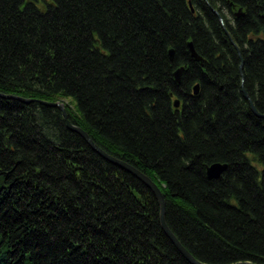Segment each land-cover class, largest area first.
I'll list each match as a JSON object with an SVG mask.
<instances>
[{"label":"trees","instance_id":"1","mask_svg":"<svg viewBox=\"0 0 264 264\" xmlns=\"http://www.w3.org/2000/svg\"><path fill=\"white\" fill-rule=\"evenodd\" d=\"M0 94V264H191L41 102L195 259L264 264V0H0Z\"/></svg>","mask_w":264,"mask_h":264},{"label":"water","instance_id":"2","mask_svg":"<svg viewBox=\"0 0 264 264\" xmlns=\"http://www.w3.org/2000/svg\"><path fill=\"white\" fill-rule=\"evenodd\" d=\"M216 14H218L215 11ZM219 15V14H218ZM237 16H240V14H238ZM221 23L223 24V19L221 18V16H219ZM189 49L192 53V56L198 61V62H202V58L195 52V49L192 45V43H189ZM174 55V51L170 52V56L172 57ZM243 66L241 65V71H242ZM184 68H180L176 73H175V78L176 81L178 83H180L181 81V76H182V72H183ZM199 94V86H195L194 87V95H198ZM1 97L4 98H12L13 96H7V95H3L0 94ZM247 98H249L246 95ZM14 98V97H13ZM21 101L29 103L32 102V100L29 99H22L19 98ZM42 104L45 105H49L51 107H55L58 108L62 114L63 117L65 119V122L67 124V127L72 130L73 132L78 133L79 135H81L84 140L88 143V145L94 150L96 151L99 155H101L104 159H106L107 161H109L110 163L126 170L127 172L131 173L132 175H134L137 179H139L142 183H144L156 196L157 200L159 201L160 207H161V225L162 228L164 230V232L166 233V235L168 236V238L171 240V242L175 245V247L178 249V251L183 255L184 258H186L191 264H204L199 262L198 260H196L186 249L185 247L179 242V240L177 239V237L173 234V232L169 229L166 220H165V211H166V203H165V199L163 194L161 193L160 189L158 188V186L145 174H143L141 171H139L138 169H136L135 167H133L132 165L119 160L109 154H107L106 152H104L99 146H97L93 140L91 139V137L81 128H79L78 126L72 124L69 120L68 114H67V110L64 106V104L57 102V103H46V102H41ZM251 105H252V109L255 112V114L261 118H264V115H260L255 107L253 106V103L250 101ZM180 101L177 100L175 103V108L178 109L180 107ZM227 169V165L226 164H221V163H215L211 166H209L207 168V176L209 179H218L221 177V175L223 174V172ZM236 264H253L250 262H239Z\"/></svg>","mask_w":264,"mask_h":264},{"label":"bare ground","instance_id":"3","mask_svg":"<svg viewBox=\"0 0 264 264\" xmlns=\"http://www.w3.org/2000/svg\"><path fill=\"white\" fill-rule=\"evenodd\" d=\"M190 43H192V42H190ZM192 45H193V43H192ZM189 46V45H188ZM194 47V46H193ZM195 49V48H194ZM190 50V49H189ZM191 52V51H190ZM195 52H196V50H195ZM197 53V52H196ZM192 54V53H191ZM171 57V56H170ZM174 57V55L171 57V58H173ZM195 86H199L198 84H196ZM194 86V87H195ZM94 142V141H93ZM95 143V142H94ZM96 144V143H95ZM97 145V144H96ZM98 146V145H97ZM102 149V148H101ZM103 150V149H102ZM104 151V150H103ZM96 152V151H95ZM105 152V151H104ZM107 153V152H106ZM108 154V153H107ZM215 164V163H214ZM211 165H213V164H211ZM134 176V175H133ZM139 180V179H138ZM186 259V258H185ZM187 260V259H186ZM197 260V259H196ZM188 261V260H187ZM200 262V261H199ZM202 263V262H201ZM239 263V262H238ZM205 264V263H204ZM233 264H236V263H233ZM254 264V263H253Z\"/></svg>","mask_w":264,"mask_h":264}]
</instances>
